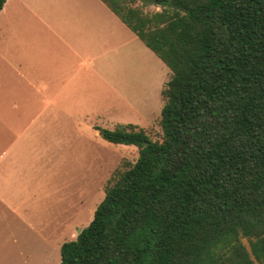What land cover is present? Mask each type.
Returning <instances> with one entry per match:
<instances>
[{"label": "trees", "instance_id": "1", "mask_svg": "<svg viewBox=\"0 0 264 264\" xmlns=\"http://www.w3.org/2000/svg\"><path fill=\"white\" fill-rule=\"evenodd\" d=\"M100 1L171 71L162 136L96 128L138 157L59 264H255L241 237L264 259V0Z\"/></svg>", "mask_w": 264, "mask_h": 264}, {"label": "crops", "instance_id": "2", "mask_svg": "<svg viewBox=\"0 0 264 264\" xmlns=\"http://www.w3.org/2000/svg\"><path fill=\"white\" fill-rule=\"evenodd\" d=\"M170 75V69L100 0L5 1L0 10L1 261L2 243H24L20 235L25 229L39 234L34 225L23 224L24 212L31 211L29 203L14 207L4 198L22 204L35 193L42 165L75 164L76 157L100 164L96 128L150 126L160 117L161 92ZM148 110L156 116L150 123L138 113L148 115ZM90 139L96 144L93 151ZM48 178L49 192L51 182L56 192V175ZM38 184L37 189L46 193L45 180ZM98 188L92 189L94 194ZM87 201L86 197L84 204L79 202L80 215Z\"/></svg>", "mask_w": 264, "mask_h": 264}, {"label": "rangeland", "instance_id": "3", "mask_svg": "<svg viewBox=\"0 0 264 264\" xmlns=\"http://www.w3.org/2000/svg\"><path fill=\"white\" fill-rule=\"evenodd\" d=\"M127 6L137 8L144 17L161 12L160 7L141 1H137L135 4L128 3ZM148 27L151 26L149 25ZM150 75L154 80L156 75L154 68L150 71ZM145 77L147 78V73ZM140 103L139 100L138 104ZM145 107H147L146 104H144L142 109L144 110ZM152 111L148 110V115H145L147 111L138 113L142 114L144 119L150 123L149 118L153 119L156 117L150 116ZM138 121H140L139 125L141 126L148 125V122H144V120ZM144 130L150 139L161 140L162 134L158 119L154 120L150 126L144 127ZM98 140L100 142V164L89 158V160L87 159V163H85L86 159L76 157L75 164L42 165L40 166L41 178L35 180V193L24 197L25 199L22 204H16L15 198L12 197L4 198L14 207L17 205L23 207L26 202L29 203L30 206L27 208H30L31 211L30 213L24 212L25 220L23 224L24 226L29 223L34 225L39 234L32 235L25 229L20 235V238L23 239L24 237V243H19L18 245L9 241L2 243L4 256L1 261L2 258L0 255V264H41L44 261L45 264H59L60 246L63 242L75 240L78 235V229H83L88 226L93 218L97 205L105 196L106 189L112 186L119 173L123 172L129 163H134L138 157V149L134 146L115 145L103 140L101 137ZM95 145L92 139H90V151L95 150ZM129 147L131 149L127 150ZM64 160L67 159L62 158V161ZM53 174L56 175L57 179L55 181L57 185L56 192L52 191L54 182H51V192H49L48 176ZM44 180L46 185L43 188L46 193L39 191L36 187L39 186V182H44ZM92 184L94 187L91 186ZM98 186L99 188L94 194L96 190L92 189ZM86 197L88 201L85 209H87L80 215L77 212H81L83 208L79 202L83 201L84 204ZM7 219L8 216L5 215L3 217V223ZM49 221L50 223H48ZM0 226L4 227L2 223ZM20 226H22L21 221ZM241 242L255 264H264V259L259 253L258 248H253L257 242L256 238L241 237ZM48 257L50 258L48 259Z\"/></svg>", "mask_w": 264, "mask_h": 264}, {"label": "water", "instance_id": "4", "mask_svg": "<svg viewBox=\"0 0 264 264\" xmlns=\"http://www.w3.org/2000/svg\"><path fill=\"white\" fill-rule=\"evenodd\" d=\"M144 145L146 146V143H145ZM81 231H82V229H78V232H77V234H80V233H81Z\"/></svg>", "mask_w": 264, "mask_h": 264}]
</instances>
